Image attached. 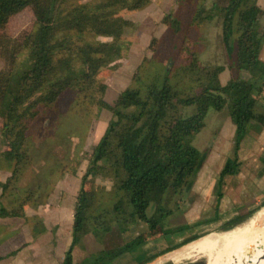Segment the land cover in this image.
Returning <instances> with one entry per match:
<instances>
[{"label":"trees","instance_id":"trees-1","mask_svg":"<svg viewBox=\"0 0 264 264\" xmlns=\"http://www.w3.org/2000/svg\"><path fill=\"white\" fill-rule=\"evenodd\" d=\"M150 2L0 0V130L6 148L1 158L13 165L11 174L0 181V198H14L15 185L32 162L30 124L67 92L78 104L97 106L111 114L102 136L85 155L87 163L79 176L73 209L71 243L61 264H107L150 239L178 231H162L161 224L179 210L182 192L190 188L202 165L203 155L194 157L190 145L204 128L209 110H227L235 126L236 150L248 124L264 125V105L252 96L256 83L264 76V65L259 61L264 34L259 31L257 0H229L221 12L226 54L235 51L237 69L245 76L231 73L227 83L220 85L218 77L225 67L201 65L189 40H185L171 59L168 72L167 63L163 71L154 68L150 72L151 61L144 56L130 86L112 104L104 100L107 87L101 83L102 72L122 58L123 32L133 26L124 14L143 10ZM28 7L35 18L29 29L17 37L1 31L13 16ZM212 10L198 3L191 25L211 21L215 14ZM161 23L178 30L172 15H164ZM158 45L159 40L152 38L147 52H155ZM23 51H27L32 65L13 91L11 76ZM190 107L194 111L186 114L184 109ZM230 165L227 162L222 175L232 172ZM78 172L77 168L71 169L73 176ZM105 182L110 186L105 187ZM28 193L34 195L36 191ZM32 198H14L9 210L0 207V217L17 216ZM151 205L155 208L148 217L146 211ZM252 215L221 230L230 231ZM136 221L147 224L145 234L74 262L73 251L86 236L99 240L112 228L124 232Z\"/></svg>","mask_w":264,"mask_h":264},{"label":"crops","instance_id":"crops-1","mask_svg":"<svg viewBox=\"0 0 264 264\" xmlns=\"http://www.w3.org/2000/svg\"><path fill=\"white\" fill-rule=\"evenodd\" d=\"M228 1L208 0L219 7L220 14ZM175 2L176 0H151L146 9L129 12L128 16L124 15L133 22L132 28H135L138 33L126 37V53L112 65V68L104 71L110 74V81L105 83L107 90L104 100L106 102H108L106 98L110 87H117L119 92L125 90L133 72L146 56L151 40L150 32L147 27L140 29V22L143 21L140 19L148 18L152 13L158 12L159 15L153 22L155 26L156 23L161 22L164 12L170 8L169 6L175 5ZM257 6L260 10L259 31L264 34V0H258ZM259 61L264 65V43L259 54ZM101 78H103V72ZM218 80L220 85L224 86L229 80V71L224 70ZM252 96L264 105V76L256 83ZM220 115H222L221 112L216 111L215 114H211L209 110L204 120V128L210 117L211 125L216 119H220L226 127V132L219 125L214 136L199 142L200 147H194L191 142L190 148L194 157L196 155L204 157L202 165L195 174L190 188L182 192L179 211L168 216L161 224L162 231H178L150 239L133 253H128L123 260L124 264H148L167 250H176L186 242L184 247L187 248L200 238L219 229L223 224L225 226L233 221L246 219L264 206V125L248 124L245 135L236 150L233 144L234 124L229 116ZM227 162L234 163L236 169L222 175ZM8 176L7 172H1L0 181L4 182ZM68 188L69 184L60 181L48 196L27 201L17 216L0 217V264L62 263L71 243L73 209L79 191L76 185L69 196H64L63 193ZM0 200L8 202V210L12 208L13 200L6 197ZM208 218L216 223L199 227L209 222ZM130 240L132 239L119 235L114 245L119 247ZM78 253L80 251L75 249L73 258L77 257ZM92 253L88 252L87 255ZM78 257L80 260L83 254ZM118 257L121 259L125 256L122 254ZM196 260L195 258L181 259L178 262L171 261L164 264H192Z\"/></svg>","mask_w":264,"mask_h":264},{"label":"rangeland","instance_id":"rangeland-1","mask_svg":"<svg viewBox=\"0 0 264 264\" xmlns=\"http://www.w3.org/2000/svg\"><path fill=\"white\" fill-rule=\"evenodd\" d=\"M198 3H202L204 8L208 10H212V6L217 7L216 4L212 3V5L208 0H205L204 2L203 0H176L175 5L169 6L170 8L164 12L163 15H172L173 19L178 22V30L172 26H165L161 22L156 23L154 26L153 22L157 19L159 15L158 12L152 13L148 18L140 19V17L139 19L143 20L142 22L138 19L140 22V29L147 27L150 32V39L156 38L159 40L157 50L155 52L149 51L146 53V56L151 61L149 71L154 68L158 71L161 69V71H163L167 61L175 57L180 45L185 40H189L191 50L197 53L201 65L209 67L223 66L226 71H229V78L231 73L245 76V72H240L237 69L235 63V51L230 56L226 54L221 29L223 16L218 10L219 7L216 9L214 8L215 14L211 21H206L197 26L191 25L194 9L197 7ZM209 4H211V6H209ZM126 14L128 16L129 13ZM34 21L33 9L28 7L13 16L1 31L7 33L11 37H17L23 30L29 29ZM159 24L161 26L163 25V27ZM133 33L136 34L138 31L132 27L124 30L122 43H120L122 55L126 53V37L131 36ZM235 40L236 34L233 33L234 49ZM31 65L32 61L29 58L27 51H23L18 57L17 64L12 72L10 88L13 91L16 90L17 82L21 75L29 70ZM2 67L3 63L0 60V69ZM150 72H152V70ZM109 77L110 74L108 72H103L101 83L105 84L109 82ZM130 84L131 80L127 87H129ZM121 92H119L117 87H110L107 91V101L112 104ZM78 103L79 101L75 96L71 92H67L65 97L54 104L49 111H42L34 122L30 124L29 136L32 162L22 171V174L15 185L14 198H26L30 196H34V198H43L54 190L60 181L69 184V188L63 193L64 196H69L76 185L80 187L79 176L83 173L87 163L85 155L87 151L91 149V145L95 144L102 136L109 120L111 119V114L109 111L99 109L97 106L89 107L88 105ZM193 111V107L184 109L186 114H191ZM210 112L211 114L216 113V111L212 109ZM221 114L223 116H228L226 109L221 111ZM210 119L211 118L209 117L206 127L194 137L192 141L194 147H200L199 142L202 139L214 136L218 131L219 125L226 132V127L223 126L224 123L220 119H216L215 123H212V125ZM234 137L235 131L233 135V144L235 145ZM3 150H6V148L4 147L3 136L0 130V152ZM235 167L236 165L231 163L230 168L232 171L233 169H236ZM12 168L13 165L10 162L5 161L0 157L1 172L5 171L10 175ZM73 168H77L79 171L78 176H73L71 174V169ZM103 185L105 187L110 186V184L106 182L103 183ZM29 190L36 191V193L30 195L28 193ZM14 198L7 197V199L11 200ZM180 203L182 202L180 201ZM11 205H13V203ZM0 207L7 208L8 202L6 200H0ZM154 208V205H151L148 208L146 211L148 217L153 214ZM178 211H175L174 213ZM254 215L255 213L248 220L233 229L244 225V223L246 224ZM207 220L209 222H205V224H201L199 227L216 223L211 222L209 218ZM223 225L208 235L225 233L226 231L221 230L224 227ZM117 230V228H112L110 232L104 234L99 240L92 235L86 236L85 238L87 239H83L81 245L76 248V250L80 251L78 255L83 254V257L78 260L79 257L77 255V257L73 258L74 262L81 261L87 256L88 252L95 253L101 250L116 248L117 246H115L114 243L116 244V239L119 235L125 236L127 239H133L139 235L145 234L148 231V226L144 222L136 221L124 232H119ZM138 247L134 248L131 252L133 253ZM127 254L128 253H124L123 256L125 257L121 259L120 257H115L110 261L111 263L108 262L107 264H124L123 260L128 256ZM194 258H197V260H205L203 256H197Z\"/></svg>","mask_w":264,"mask_h":264},{"label":"bare ground","instance_id":"bare-ground-1","mask_svg":"<svg viewBox=\"0 0 264 264\" xmlns=\"http://www.w3.org/2000/svg\"><path fill=\"white\" fill-rule=\"evenodd\" d=\"M263 220L264 209L240 227L199 239L173 255L172 261L203 256L209 264H264Z\"/></svg>","mask_w":264,"mask_h":264},{"label":"water","instance_id":"water-1","mask_svg":"<svg viewBox=\"0 0 264 264\" xmlns=\"http://www.w3.org/2000/svg\"><path fill=\"white\" fill-rule=\"evenodd\" d=\"M171 66H172V60L169 59L168 62H167V65H166V71H167V72L170 70ZM263 209H264V206H263L258 212H256L255 215H256L257 213H259L260 211H262ZM255 215H254V216H255ZM254 216H253V217H254ZM253 217H252V218H253ZM252 218H251V219H252ZM251 219H250V220H251ZM263 221H264V220H263ZM206 236H207V235H206ZM202 238H203V237H202ZM200 239H201V238H200ZM185 247H186V246H185ZM185 247H184V245H183V246L177 248L176 250H172V251L167 252V253H165V254H163V255H160V256H158L157 258H155L154 260H152L151 262H149L148 264H164V263L171 262V261H172V256L175 255V254H177V253L182 252V251L185 249Z\"/></svg>","mask_w":264,"mask_h":264}]
</instances>
